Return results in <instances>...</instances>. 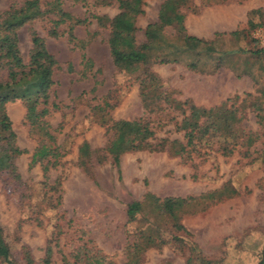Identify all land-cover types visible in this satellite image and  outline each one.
Segmentation results:
<instances>
[{
  "label": "rangeland",
  "instance_id": "1",
  "mask_svg": "<svg viewBox=\"0 0 264 264\" xmlns=\"http://www.w3.org/2000/svg\"><path fill=\"white\" fill-rule=\"evenodd\" d=\"M13 1L19 6L24 0ZM48 1H39L41 9L47 8ZM94 1L60 0L62 11L86 19L72 31L74 38L84 43L82 50L67 41L66 25L57 27V37L48 36L51 14L17 31L24 63L30 29L43 39L56 62L49 101L58 109L47 121L65 155L58 166L48 170L46 180L38 165L29 169L35 139L23 124L22 104L5 105L16 145L25 151L14 161L18 181L0 173V229L12 260L24 264L26 252L33 264H42L46 242L61 232L56 246L50 244V264H63L61 257H67L71 242H76L81 231L83 240L109 257L112 264H264V161L256 159L261 139L245 156L243 148H236L224 157L210 145L182 157L136 150L121 155L116 167L108 159L93 163L90 175L75 165L80 143L100 149L107 139L104 128L92 121L89 106L107 97L110 104L115 103L109 111L112 120L143 115L136 74L113 67L106 45L108 29L98 27L91 18L113 17L116 5L99 6ZM162 1L143 0V13L135 21L137 44L144 41L143 29L155 21ZM9 3L0 0V12ZM189 5L191 9H181L186 34L211 41L215 52L208 57L198 55L196 70L177 63L151 65L149 69L160 79L162 89L175 101L205 109L234 95L255 97L257 91H264V61L254 53L264 50V0H192ZM201 18L218 21V25L199 36L192 35ZM234 31L237 34L230 36ZM164 33L171 35L173 31L166 27ZM82 58L90 65L84 66ZM0 78H4L3 73ZM184 115L167 108L151 117L148 121L154 137L182 141V133L174 126ZM240 127L244 132H257L251 112L245 111ZM224 186L236 194L215 203L190 201L178 219L185 231L174 229L166 215H154L152 206L143 200L145 194L159 200L197 198ZM132 201L141 202V209L133 221L126 222L125 206ZM144 235L151 236L153 242L146 244L141 239Z\"/></svg>",
  "mask_w": 264,
  "mask_h": 264
},
{
  "label": "trees",
  "instance_id": "2",
  "mask_svg": "<svg viewBox=\"0 0 264 264\" xmlns=\"http://www.w3.org/2000/svg\"><path fill=\"white\" fill-rule=\"evenodd\" d=\"M40 0H24L16 6L10 0L8 7L0 12V173L11 180L18 181L14 161L25 153L16 145V135L6 114L5 105L15 101L22 104L24 114L23 124L35 139L28 162V168L38 165L42 178L46 180L48 170L55 168L59 160L65 155L56 143L54 131L47 118L56 111L57 104L49 101L50 89L53 85L52 72L56 67L54 58L45 48L44 41L37 33L28 31L29 50L27 62L22 61L19 49L17 31L34 20L51 14V27L47 34L57 37L56 29L66 25V37L69 43L84 48L82 41L72 35L73 28L82 25L86 19H76L60 8V0H49L46 9H41ZM192 0H163L159 6L154 22L147 24L143 29L144 41L137 44L135 41L136 18L143 13V0H95L99 6L116 5L117 13L107 18L105 16H91L100 28H107L106 40L108 55L113 67L122 73L134 72V82L137 85V95L142 109V117L131 120H112L109 111L115 103L110 104L109 98L103 97L96 105L89 106V114L93 122L104 128L107 139L100 149H90L86 142L77 147L75 165L85 175L89 174V167L108 159L115 167L119 157L123 154L141 150L147 152H167L172 156L182 157L196 152L203 146L214 145L221 156H229L236 148H243V155L248 149L261 139V148L257 151L256 159L264 161V91H257L252 97L246 93L242 98L234 95L211 108L196 107L188 101L178 102L171 99L162 89L160 79L150 71L151 65L170 63L182 64L190 70H196V57L200 54L208 57L215 52L211 41H204L186 34L182 8L191 9ZM188 5V6H187ZM193 12V11H191ZM249 13H253L250 11ZM248 13V14H249ZM170 27L171 35H166L164 29ZM237 32L229 33L230 36ZM217 35V34H214ZM264 61V50H257ZM84 66H89V60L83 59ZM93 92V88L90 89ZM167 108L181 112V120L174 126L176 132L182 133V141L155 138L150 126L151 117L159 115ZM184 109V110H183ZM245 111L251 112L257 125V132H244L240 123ZM185 112V113H184ZM59 127V126H58ZM232 188L226 186L216 191L199 195L197 198H163L161 200L150 194H145L153 209L154 215H166L172 227L185 231L178 223L179 214L193 199L206 200L211 203L235 195ZM58 204V202H57ZM141 202L132 201L125 206L126 222L133 221L140 212ZM69 226V221L66 222ZM61 232L54 235L53 240L46 242L43 251L42 264H50L52 247L56 246V238ZM76 242H71L67 257H61L63 264H112L109 257L84 241L83 232L78 231ZM146 244L153 242L149 235L141 237ZM162 241H159L161 243ZM135 248V245H133ZM133 250V249H132ZM133 252H135L133 250ZM133 252L130 251L132 254ZM129 255V253H128ZM24 264H33L29 255L23 254ZM0 263L17 264L12 260L9 248L3 240L0 229Z\"/></svg>",
  "mask_w": 264,
  "mask_h": 264
},
{
  "label": "crops",
  "instance_id": "3",
  "mask_svg": "<svg viewBox=\"0 0 264 264\" xmlns=\"http://www.w3.org/2000/svg\"><path fill=\"white\" fill-rule=\"evenodd\" d=\"M200 21H202V23H199V25L194 26V29L192 30L193 31L192 35L194 34L195 36H199L200 33L205 32L206 30L213 27L214 25H218V21H211V20L205 19V18H204V20L201 18ZM227 23L231 24L232 20L228 19ZM186 26H187V21H186Z\"/></svg>",
  "mask_w": 264,
  "mask_h": 264
}]
</instances>
